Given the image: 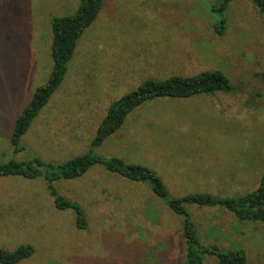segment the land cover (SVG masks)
<instances>
[{"label": "rangeland", "instance_id": "obj_1", "mask_svg": "<svg viewBox=\"0 0 264 264\" xmlns=\"http://www.w3.org/2000/svg\"><path fill=\"white\" fill-rule=\"evenodd\" d=\"M218 0H102L84 31L65 77L21 138L14 121L52 72L51 22L72 16L79 0H0V163L35 158L53 165L92 151L154 171L168 198L208 193L235 198L254 191L264 173V16L238 0L226 33L217 36L208 11ZM220 71L234 93L144 103L105 142L91 148L110 105L148 79ZM76 202L52 206L47 180L0 178V250L30 245L17 264H180L183 218L148 184L91 168L53 184ZM187 210L206 246L242 250L264 264V223L238 222L220 208ZM204 264H216L208 257Z\"/></svg>", "mask_w": 264, "mask_h": 264}, {"label": "trees", "instance_id": "obj_2", "mask_svg": "<svg viewBox=\"0 0 264 264\" xmlns=\"http://www.w3.org/2000/svg\"><path fill=\"white\" fill-rule=\"evenodd\" d=\"M218 1L214 6H209L208 11L216 20L213 24L214 33L217 36H223L227 30L228 14L238 0ZM250 2L257 13L264 16V0H250ZM102 5V0H79L78 9L72 16L52 20V72L47 82L35 90L29 103L14 121L11 136L14 153L22 151L21 138L61 85L78 40L96 19ZM215 93H234L230 79L220 71H205L189 77L175 75L163 80H145L138 88L110 105L106 116L96 128L90 144L91 148L101 146L107 138L123 126L131 112L146 102L188 99ZM95 166H100L107 173L130 183L148 184L153 195L163 201L170 212L183 218L182 237L185 248L180 264H204L208 257L215 258L216 264H247V257L242 250L224 251L217 246H206L198 234L196 224L191 220L187 207L193 205L198 208H220L230 213L238 222L264 223V173L257 188L240 197L222 198L213 194L199 193L180 198H168L169 194L165 185L151 169L138 164H126L116 158L105 159L90 150L57 165L39 158L28 162L0 163V178L17 177L27 181L45 178L53 208L58 211H72L76 229L84 230L87 227L84 210L76 202L59 195L53 184L59 180L79 179ZM33 251L30 245H22L13 252L0 250V264H17L30 258Z\"/></svg>", "mask_w": 264, "mask_h": 264}]
</instances>
